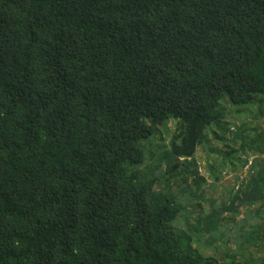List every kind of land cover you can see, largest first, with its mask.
<instances>
[{"label": "trees", "instance_id": "obj_1", "mask_svg": "<svg viewBox=\"0 0 264 264\" xmlns=\"http://www.w3.org/2000/svg\"><path fill=\"white\" fill-rule=\"evenodd\" d=\"M224 104L264 114V0H0V264H221L141 167L174 120L166 179L196 175Z\"/></svg>", "mask_w": 264, "mask_h": 264}, {"label": "rangeland", "instance_id": "obj_2", "mask_svg": "<svg viewBox=\"0 0 264 264\" xmlns=\"http://www.w3.org/2000/svg\"><path fill=\"white\" fill-rule=\"evenodd\" d=\"M222 110L223 123L207 131L208 142L196 151L195 166H192L196 175L183 176L191 165L186 168L181 163L173 172L175 177L170 181L166 179L164 158L175 130L174 120L168 123L161 136L149 142L141 169L157 176L159 190L170 193L184 209L182 214L187 216V221L182 217L175 226L190 232L194 254L221 264H264V216L255 215L258 208L264 206V193L251 206L238 204L233 211L220 210L229 204L236 191L246 189L256 170L264 167V114L252 117L249 110L236 112L227 104ZM246 159L251 165L244 163ZM197 179L201 181L196 183ZM211 210L221 213L218 218L211 216L214 222L206 227L204 220ZM189 211L192 214L188 215Z\"/></svg>", "mask_w": 264, "mask_h": 264}, {"label": "built area", "instance_id": "obj_3", "mask_svg": "<svg viewBox=\"0 0 264 264\" xmlns=\"http://www.w3.org/2000/svg\"><path fill=\"white\" fill-rule=\"evenodd\" d=\"M248 162H249V163H248ZM248 162H247V166L251 165V161H248ZM248 164H249V165H248ZM241 180H242V179H241Z\"/></svg>", "mask_w": 264, "mask_h": 264}]
</instances>
